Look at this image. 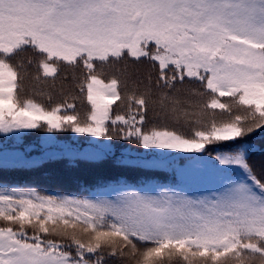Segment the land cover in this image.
Wrapping results in <instances>:
<instances>
[{
  "label": "snow or ice",
  "instance_id": "1",
  "mask_svg": "<svg viewBox=\"0 0 264 264\" xmlns=\"http://www.w3.org/2000/svg\"><path fill=\"white\" fill-rule=\"evenodd\" d=\"M105 65H148V87L127 92L123 73L106 82ZM32 66L37 81L70 69L77 94L22 99ZM185 85L199 102L177 95ZM31 129L123 140L149 151L118 164L184 161L182 174L220 187L92 199L0 186V264H264V168L250 163L264 133V0H0V133ZM44 163L17 153L14 166Z\"/></svg>",
  "mask_w": 264,
  "mask_h": 264
},
{
  "label": "trees",
  "instance_id": "2",
  "mask_svg": "<svg viewBox=\"0 0 264 264\" xmlns=\"http://www.w3.org/2000/svg\"><path fill=\"white\" fill-rule=\"evenodd\" d=\"M70 71L68 68H62L61 73L58 74L59 78L54 82L51 79L37 81L35 66L28 68L23 82L24 89L20 92L21 98H35L47 103V93H52L56 101L61 100V91L64 94L76 95V82L71 76L64 78V73ZM100 71L101 78L106 82L111 76L123 73L121 79L126 80V91L129 93L143 92L148 87L147 76L150 71L148 65L129 66L126 69L123 65H105ZM194 87L196 86L185 85L177 95L182 100L187 98L195 104L200 98L188 92L189 88ZM224 101L227 102V98H224ZM76 103L81 117L84 118L90 110V105L82 100H77ZM119 103V101L116 102V104ZM116 104L113 105V109L123 111V108L116 109ZM226 118V115L218 114V119ZM168 122L173 123L171 117ZM182 124L183 118L180 125L174 126L180 128ZM182 130L187 131V129ZM262 137L264 133L256 135L251 141L259 149L250 158V163L257 172L264 168V138ZM206 147H214V145ZM86 150L101 152L107 159L103 162L84 160L80 154ZM148 151L123 140L108 141L104 137H90L82 133H47L42 129L0 133V186L34 188L43 194L72 195L92 199L113 198L118 194V191L113 189L137 190L152 195L168 189L194 197L208 196L219 189L220 182L206 174H198L195 177L190 173L182 174L178 168L183 166L184 161H178L176 167L152 170L117 163L118 160H137L140 158V153ZM17 153L28 157L44 158L46 163L33 168L18 164L14 166ZM176 155L197 154L176 153ZM109 264H134V261L130 256H124L111 258ZM172 264H184V261L181 258H174Z\"/></svg>",
  "mask_w": 264,
  "mask_h": 264
}]
</instances>
